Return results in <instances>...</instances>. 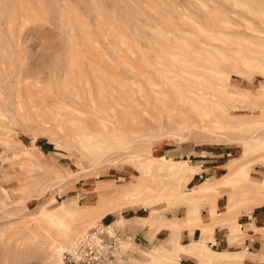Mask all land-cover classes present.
Masks as SVG:
<instances>
[{"label": "rangeland", "instance_id": "obj_1", "mask_svg": "<svg viewBox=\"0 0 264 264\" xmlns=\"http://www.w3.org/2000/svg\"><path fill=\"white\" fill-rule=\"evenodd\" d=\"M254 211L264 0H0V264H264Z\"/></svg>", "mask_w": 264, "mask_h": 264}, {"label": "built area", "instance_id": "obj_2", "mask_svg": "<svg viewBox=\"0 0 264 264\" xmlns=\"http://www.w3.org/2000/svg\"><path fill=\"white\" fill-rule=\"evenodd\" d=\"M120 237L110 224L99 223L62 251L61 259L64 264H108Z\"/></svg>", "mask_w": 264, "mask_h": 264}, {"label": "crops", "instance_id": "obj_3", "mask_svg": "<svg viewBox=\"0 0 264 264\" xmlns=\"http://www.w3.org/2000/svg\"><path fill=\"white\" fill-rule=\"evenodd\" d=\"M171 151L174 152V150H171ZM171 151H166V152H171ZM199 167L202 168V165H200ZM205 170H206L205 168H202L201 172H204ZM261 219H264V211H259V212H257V211L255 212L254 211V212H252L250 214L248 222L245 224L246 225V229H245L246 231L245 232L247 234H249V237L246 240H244L243 245L245 246V249L247 251H250L252 254L253 253H257L259 251L260 242L257 239V237L251 235V231H250V229L248 227L250 226V224H254V223L258 222ZM184 255L192 257V258H195L190 253H185Z\"/></svg>", "mask_w": 264, "mask_h": 264}]
</instances>
